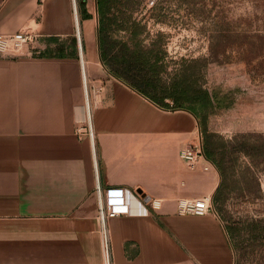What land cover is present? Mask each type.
I'll return each mask as SVG.
<instances>
[{"label":"crops","instance_id":"crops-1","mask_svg":"<svg viewBox=\"0 0 264 264\" xmlns=\"http://www.w3.org/2000/svg\"><path fill=\"white\" fill-rule=\"evenodd\" d=\"M76 3L77 15L73 0H0V33L37 35L23 55L0 56V264H99L98 182L142 192L128 197L130 214L109 220L113 264H235L217 213L177 212L180 199L213 196L222 181L206 156L209 170L180 157L197 116L105 68L97 3ZM85 79L96 88L95 149L77 131L88 123ZM147 197L163 199L162 209Z\"/></svg>","mask_w":264,"mask_h":264},{"label":"rangeland","instance_id":"rangeland-1","mask_svg":"<svg viewBox=\"0 0 264 264\" xmlns=\"http://www.w3.org/2000/svg\"><path fill=\"white\" fill-rule=\"evenodd\" d=\"M114 12L119 22L137 20L144 30L133 39L113 23L109 57L141 47L161 58V81L154 79L157 88L147 87L152 95L161 96L160 86L183 75L214 95L207 128L216 134L224 173L204 151L223 183L219 201L213 195L212 211L227 229L234 228L235 264H264V0H125ZM99 28L98 12L96 39L103 61ZM95 89L89 85L91 106ZM196 122L204 150L201 119Z\"/></svg>","mask_w":264,"mask_h":264},{"label":"trees","instance_id":"trees-1","mask_svg":"<svg viewBox=\"0 0 264 264\" xmlns=\"http://www.w3.org/2000/svg\"><path fill=\"white\" fill-rule=\"evenodd\" d=\"M125 0H97L99 22H100V46L103 61L109 66L111 71L118 77L124 79L131 86L139 90L141 93L150 97L152 100L159 103L166 108H186L191 110L197 117L201 119L202 130L205 134L204 151L208 158H210L219 169L224 173V167L218 159L221 154L220 148L216 146L214 137L215 133L209 132L207 128V117L210 108L214 106V95L208 90L200 87H195L192 84L188 75L175 78L168 86H160L161 96L152 95L147 87L155 86V80L161 81L160 71L164 69L163 63H160V57L154 55L153 50L142 49L141 47L134 50V53L128 54L123 51L109 57V30L113 23L118 25V28H126L131 34L132 38H137L144 30V26L137 20H125L126 22H119L118 16L114 12V8L121 6ZM80 13L83 18L90 17L87 12L86 3L81 2ZM127 26H125L126 24ZM127 44H125L126 46ZM139 45V44H138ZM137 45V46H138ZM157 88V86H155ZM166 99H172V102H167ZM223 183L218 187L214 201L220 199L222 193ZM230 237H234V228H228Z\"/></svg>","mask_w":264,"mask_h":264},{"label":"built area","instance_id":"built-area-1","mask_svg":"<svg viewBox=\"0 0 264 264\" xmlns=\"http://www.w3.org/2000/svg\"><path fill=\"white\" fill-rule=\"evenodd\" d=\"M73 1L75 13L77 15V3L76 0ZM36 37L37 35L35 34V32L30 29H21L10 34L0 33V56L19 57L23 55L26 48L35 41ZM89 118L86 128L81 126L77 128V131L81 135L87 132L90 137H92L94 129ZM180 157L185 162V164L192 169L201 167L204 170H209L210 168V163L203 162L205 160V155L202 143L188 142L183 144L180 149ZM95 168L98 172L96 163ZM96 192L98 195V218L100 222V237L102 249V261L99 264H113L109 220L117 216L130 214L132 212V209L129 205L128 197L138 195L140 196L142 192L138 190H129L127 188L121 190L109 189L105 191L100 182L97 183ZM213 203L214 201L212 195H204L191 199L183 198L180 199L177 203V212L179 214L204 215L212 210ZM146 204L148 205V208H150V210L159 211L163 207V199L156 197H147Z\"/></svg>","mask_w":264,"mask_h":264},{"label":"bare ground","instance_id":"bare-ground-1","mask_svg":"<svg viewBox=\"0 0 264 264\" xmlns=\"http://www.w3.org/2000/svg\"><path fill=\"white\" fill-rule=\"evenodd\" d=\"M77 34H78V37H79V39H81V30H80V28H79V20H78V29H77ZM85 98H86V102H85V104H86V107H87V110L89 111L88 112V118H89V120H92L91 119V111H90V108H89V106H90V102H89V95H88V86H87V80H86V86H85ZM91 141H92V146H93V148L95 149V139H94V133H93V136L91 137ZM97 163V162H96Z\"/></svg>","mask_w":264,"mask_h":264},{"label":"water","instance_id":"water-1","mask_svg":"<svg viewBox=\"0 0 264 264\" xmlns=\"http://www.w3.org/2000/svg\"><path fill=\"white\" fill-rule=\"evenodd\" d=\"M78 14V13H77Z\"/></svg>","mask_w":264,"mask_h":264}]
</instances>
